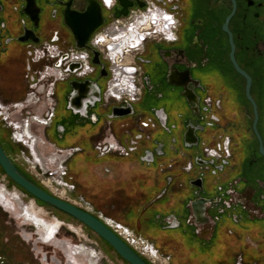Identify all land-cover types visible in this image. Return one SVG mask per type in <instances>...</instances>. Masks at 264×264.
Instances as JSON below:
<instances>
[{"label": "flooded vegetation", "instance_id": "1", "mask_svg": "<svg viewBox=\"0 0 264 264\" xmlns=\"http://www.w3.org/2000/svg\"><path fill=\"white\" fill-rule=\"evenodd\" d=\"M30 1L34 4L32 10L34 18L28 12ZM96 1L102 8L104 24L92 35L86 49L92 50V64L94 52L100 54V60L107 71L106 76L102 77V68L96 65V71L89 77L72 78L66 82H62L65 77L58 68L47 70L49 72L43 71L39 75L31 73L28 78L31 86L29 95L34 98L35 93L40 103L28 105L27 100L30 97H27L14 104H24L23 118L28 116L26 118L30 120L29 111L35 110V116H41L43 119L46 116V108L40 110L37 108L48 99L46 87L49 82H62L64 86L74 81L96 82L101 91V100L90 105L83 115L81 112L68 109L74 94L73 88L70 89V99L66 105L70 115L64 122H59L58 116L54 117L48 127L49 131L57 134V137L51 136L49 139L47 137L46 140L59 153L67 155L66 161L74 158L77 152L83 151L78 145L84 139L93 142L96 137H101L100 141L105 140L109 125L112 128L116 123L114 121L116 119H110L113 109L125 106L105 102L104 93L110 79V63L106 61L101 51L92 49L93 38L108 28L114 19H127L133 11L147 9L150 3L166 9L175 19L173 28L175 40L167 42L161 35H157L149 39L141 50L128 55L135 56L137 64L142 69L144 91L141 101L145 102L150 98L152 103L150 116L142 115V118L154 121L157 130L161 128L172 134L177 130L176 124L169 126L173 111L189 112L193 120H188L180 114L186 127L184 140L189 126L192 125L198 129L197 146L203 143L212 147L223 146L224 143L230 146L229 158L219 164L203 158L195 160L197 166L199 159L207 162L211 168L209 173L193 177L192 181L202 180V188H192L194 198L185 209L183 223L189 229H194V232L206 242H211L217 249L223 248L226 251V260L222 264H264V155L260 153V142L254 132L256 110L248 99V80L238 72L232 57L233 55L240 69L251 79L250 95L257 106L259 116L257 127L264 145V0H128L133 5L128 8V16L120 18L116 17V13L123 10L120 0H116L117 3L112 10H107L100 0ZM69 2L70 0H0V59L11 49L18 48L27 49L30 54L33 52L31 62L40 63L48 57V50L44 46L46 43L56 44L60 48H65L66 43H69L72 48L77 49L74 32L66 24ZM88 6V0H73L70 8L72 12L84 13ZM26 36H32L37 43L23 42L22 39ZM107 49L106 47L105 51ZM11 62L14 65L16 63L15 60ZM101 80L107 82L104 90L100 84ZM53 102L56 108L55 96ZM2 105L8 104H0V109L6 117L16 110L10 105L5 108ZM135 115L134 108L132 116ZM25 121H21V132L14 134V139L19 143L26 140L32 153L31 157L39 162L34 153L37 139L33 133L31 134V128L33 125L43 126L34 122L27 132L24 127ZM59 132L63 135L60 136ZM80 136H84L81 141L78 138ZM66 138H72L74 143L64 145L61 140ZM75 149L79 151H74ZM13 161L28 178L51 194V190L54 192L60 187L55 186L50 180L43 181L38 176L36 181L35 177L28 174L29 171L25 173L17 161ZM64 161L63 159L61 162L60 170L48 169L43 164L41 167L33 162H27V165H32V169L35 170L40 167L43 170H51L48 177L50 174L60 177ZM207 174L217 179L216 186L210 189ZM13 198L0 190V207L8 213L17 215L19 219L22 218L24 226L26 225L21 234L23 239L29 242L34 240L30 228L27 227L31 225L37 230L36 243L62 252L66 264H80L79 255L76 254L79 246H71L59 239L61 227H58L59 231L56 232L57 226L52 230L39 219L36 222L30 221L24 217L23 206L17 204ZM72 204L81 209L88 206L81 198L79 204L86 207L79 206L75 201ZM91 214L96 216L92 212ZM96 217L106 219L102 216ZM168 224L173 226L177 222L171 220ZM1 230L0 226V264H25L16 254L14 238ZM219 237H222L221 241ZM40 250L41 261L44 264H64L57 256L49 258L48 254ZM88 263L91 264L90 261Z\"/></svg>", "mask_w": 264, "mask_h": 264}, {"label": "crops", "instance_id": "2", "mask_svg": "<svg viewBox=\"0 0 264 264\" xmlns=\"http://www.w3.org/2000/svg\"><path fill=\"white\" fill-rule=\"evenodd\" d=\"M13 54L10 56L8 52L1 56V59L8 57V62L0 65V80L10 76L11 71L14 74L20 66V57ZM12 60L16 61L15 65L11 64ZM10 96L18 102L24 97V92ZM66 110L67 114L59 122H64L70 115ZM139 117L142 115L114 120L112 131L119 141L126 143L138 131ZM156 131L153 130V134ZM49 134L57 137L54 132L49 131ZM153 134L151 141L143 142L140 151L127 158L114 154L100 157L92 141L85 140L84 136L78 137L80 141L84 140L78 145L83 151L77 152L72 161L77 194L86 196L87 204L96 216L129 226L171 256L173 264H204L202 259L212 256L216 258L213 264H222L226 260V251L223 248L212 251L208 248L214 247L211 242H206L183 223L185 209L194 198L191 183L193 177H198L196 173H185L184 167L198 157L199 151L187 154L177 147V139L172 138L169 151L175 157H170L165 143L156 141L151 145ZM145 156L151 160L146 161ZM183 176L189 177L190 188L182 180ZM208 177L215 178L207 174L206 179ZM209 182L210 189L216 186L217 179ZM171 220L177 224L169 226L168 221Z\"/></svg>", "mask_w": 264, "mask_h": 264}, {"label": "rangeland", "instance_id": "3", "mask_svg": "<svg viewBox=\"0 0 264 264\" xmlns=\"http://www.w3.org/2000/svg\"><path fill=\"white\" fill-rule=\"evenodd\" d=\"M66 44L67 46H65L64 51H68L67 49L72 48L70 46L71 44L69 43ZM14 49H11L9 51L10 56L14 53L15 51ZM14 54L20 57V61H19L20 66L17 67L16 73L8 76L6 79L4 78L3 80H0V104L2 103L8 104L11 107H15L16 110H14L10 116L6 117L0 109V139L3 141L4 145L6 146V149L10 157L13 160L17 161L18 165L25 173L29 171L31 173L28 172V174H30L35 178L38 176L43 181L50 180L55 183L54 184L55 186L57 185L60 186L58 187V189L54 190V192L60 197V199L66 202L69 200L72 203H74L75 201L79 204L81 198L85 202H87L85 195L77 194V189H76L77 186L76 184H74V170H73L74 162H72L74 158L66 161L65 158L67 155L65 153H59L57 149H55L53 146L48 144L46 140L47 137L48 139L51 138L49 136L50 127H44V126L40 127L39 125H33V127L31 128L32 131L31 134L33 133L37 139V143L35 145L36 149L34 153L36 154L37 160L39 162H37L36 159L33 160V157H31L32 153H30L28 142L26 140L19 143L14 139V134H20L21 132V121L23 120L25 121L27 119L26 117L28 116L23 118L24 117L23 109L25 106L22 105L16 106L10 94L12 95L16 92H24V97L21 99V101H23L28 97L30 93L29 88L31 86H30V82L28 81L30 74L34 73L39 75L43 71L49 72L50 70H55L54 67L56 66L55 59H49V60L46 59L37 64L32 63L31 60L33 59V52L32 54H30L27 51V49L26 50L17 49ZM7 60L8 57L6 59L4 57V60L0 59V65H3L5 62L7 63L8 62ZM2 77H4V75ZM72 78L73 77H68L67 80L66 79L65 80L71 81ZM66 81H62V82H66ZM62 82L56 83L55 87H53V92H54L53 98L55 96V101H57L55 102V104H57V107L55 108L54 114L55 117L58 116V120H61V118H63L64 115L67 114L66 105L68 99H70V95H69L70 89H72L70 84L63 87L64 84H62ZM52 83L53 82L48 83L46 90L48 87L50 88ZM100 84L102 89L104 90L106 88L107 82L106 80H101ZM150 100L151 99L148 98L145 102L138 103L134 106L136 115L138 116L143 115L146 117L150 116V109L152 107V103L150 102ZM8 105H2V106L5 108V106L9 107ZM33 111L35 110L29 111L30 112L29 117L35 116V112ZM180 114L185 116L186 119L188 120H193V116L191 115V113L189 112L187 113L181 110H174L169 126H172V124H176L177 130H174L172 134H168L163 129L159 128L153 134V142L151 143V145H153V143L156 141L165 143L168 147V153L170 157H175V155L169 151V145L171 143L172 138L174 137L177 139V147L180 150H183L187 154H196V152H198L201 147L199 145L193 147L192 149L185 148L184 133L186 127H185V123L183 125L184 120L183 118L182 119L180 118ZM59 135L62 136L63 134L59 132ZM100 140L101 137H96V139L92 142L93 145L100 142ZM61 141L64 143V145L67 146L71 145V143H74L72 138H68V139L66 138ZM63 159L65 160L64 169L65 172L67 173V175L64 177L60 178L57 175H51V174L48 177L47 175H49L48 173L51 170H43L41 168L43 164L48 169L60 170V165ZM27 162L28 163L33 162L34 164L36 163L41 167L36 170L32 169V165L31 166L27 165ZM32 174H35L36 176ZM43 175H46V177ZM37 178L35 179L36 181H38ZM182 180L184 181L185 184H187L188 188H190L191 181L189 177L183 176ZM211 180H215V178L208 177L207 178L208 185L210 183L209 181ZM0 190H3L5 194L10 196V198L14 197L13 199L15 200V202L23 206L24 217L29 218L30 221L34 220L36 222V220L39 219L40 221L45 223L49 227V229L52 230L55 228V226H57L56 232L59 231L58 227H61L58 235L59 239L68 242L71 246L72 245H74V247L79 246V251L76 254L79 255L78 262L80 264H89L88 261L92 262V264H129L123 258H121L108 243L102 240L93 231H91L90 229H88L78 221L72 219L71 217L33 198L26 191H24L19 186H17L10 178L7 177L1 166H0ZM79 206L81 205L79 204ZM83 209L91 212V207L87 206L86 208ZM21 219H19L17 215L8 213L0 207V226L2 229L1 231H3L4 233H8L10 236L14 238V245L17 251L16 254L20 256L22 262L24 261L25 264H44L41 261L42 255L39 254V249H41L40 251H44L46 254H48L49 258H51L52 256H57L59 259H61L64 262V264L67 263V261L64 258V254L62 252L60 253L59 250H55V248L49 247L47 245H43L41 243H36L38 235H37V230L33 226L30 225L27 227L30 228L35 241L33 240L32 242H29L23 239L22 237L23 235L21 234L23 233L24 228H26L25 227L26 225L24 226V221ZM18 234H20L21 236H19ZM208 248H210L212 251L217 250L216 246L214 247L210 246ZM160 252L161 255H163L164 257L162 258L166 259L168 264H173L171 256L164 254L162 251ZM215 260L216 258L212 256L210 258H203L202 262L204 264H213Z\"/></svg>", "mask_w": 264, "mask_h": 264}, {"label": "built area", "instance_id": "4", "mask_svg": "<svg viewBox=\"0 0 264 264\" xmlns=\"http://www.w3.org/2000/svg\"><path fill=\"white\" fill-rule=\"evenodd\" d=\"M100 2L107 10H112L117 3L116 0H100ZM157 17H159L160 20L157 21ZM155 21L158 22V25L163 24L164 29L161 34L158 33L159 29ZM174 23L175 19L171 13L164 8L150 3L147 6V9L143 11H133L127 19H114L108 28L94 36L92 41L94 46H91L92 49L101 51L106 61L110 63V79L104 93L106 103L110 101L128 107L135 106L141 101L144 91L142 69L137 64L135 56L131 57L128 55L134 51L141 50L143 45L149 39H153L157 35H161V37L167 42L174 41ZM133 25L136 30V37H133V39L134 41L139 40L140 43L139 45L132 46L131 48H124L122 47V43L124 42L123 38H129V35L132 33L131 27ZM149 25H151L150 28H148ZM147 28L150 30L144 31V29ZM139 30H142V32H139ZM44 46L48 50L47 59H55L56 66L54 69L58 68L63 72L65 77L64 81H66L68 77L85 79L96 71L95 65L92 64L91 49L78 50L71 48L67 49L68 51H64L65 48H60L56 44L46 43ZM106 47L108 48L107 51H105ZM65 56H67V59L64 60ZM73 64H78L80 66V68L74 73L69 71V67ZM55 84L56 83H52L50 88H47L46 93L48 99L43 101V103H41L37 108L38 110L46 108V116L43 117V119H41V116L38 115L30 117L44 127H48L55 117V107L53 102V87H55ZM33 95L34 98L30 97L31 94L28 95V97H30L27 100L28 105L32 103H40V99L36 97V94L34 93ZM19 105L23 106V104H17L16 106ZM27 120L28 118L26 121ZM137 123L139 126L138 131L130 136L126 143H122L117 139L111 126L109 125L108 135L105 140L94 145L97 154L100 157L114 154L119 157L127 158L139 152L143 142L151 141L153 130L156 129V124L151 119L145 120L142 117L138 118ZM123 127H125V125ZM74 151L79 150L75 149ZM229 156L230 146L227 143H224L223 146L218 145L214 147L203 143L200 147L197 158H203L204 160L219 164L222 161L227 160ZM146 158L149 159L148 157ZM197 158H194L185 165L184 172L190 174L194 171L198 174V177H201L205 173H209L211 167L208 164L204 166H197L195 164V160ZM63 164L65 167V161L62 163V166ZM169 168H172V165ZM66 175L67 173L65 172V169L62 167L60 178ZM111 222L112 223L110 225L118 231L119 236L123 239V241L134 249L137 254L141 257L147 258L154 264H162L158 257H163V255H161L160 250L157 249L153 243L144 238L142 235L136 233L130 227L123 224H117L113 220Z\"/></svg>", "mask_w": 264, "mask_h": 264}, {"label": "water", "instance_id": "5", "mask_svg": "<svg viewBox=\"0 0 264 264\" xmlns=\"http://www.w3.org/2000/svg\"><path fill=\"white\" fill-rule=\"evenodd\" d=\"M73 0L67 4L68 9L66 11V24L68 27L74 32V36L76 39V47L79 50L86 49L89 40L92 35L104 24V18L102 13V8L100 4L96 0H88L89 6L84 13L72 12L71 11V3ZM123 10L121 12L116 13V17L120 18L122 16H128V8L133 4L128 0H120ZM34 4L30 1L28 12L34 18L33 13ZM33 35V33H32ZM23 42L27 41H37L34 40L32 36H26L22 39ZM233 62L240 74L248 80V99L252 103L255 108V122H254V132L259 139L260 142V153L264 155V145L262 138L258 131V112L255 101L250 95L251 88V79L250 77L238 66L236 63L234 56ZM67 59V56L64 57V60ZM93 64L96 66H100L102 68L101 74L102 77L106 76V68L105 65L102 64L100 60V54L98 52H94ZM80 66L78 64H73L69 67V71L74 73L76 72ZM70 86L74 90L73 97L70 99L68 109L75 110L81 112L83 115L87 112L90 105H94L96 102L101 100V91L96 86V82L86 81L83 83L80 82H71ZM78 108V109H77ZM134 115L133 106L123 107V108H114L113 114L110 116V119L124 118ZM198 129L194 126H189L188 132L185 135V147L191 149L198 145V138L196 136V131ZM147 161L149 159L146 158ZM151 160V159H150ZM199 165H206L207 162L202 160H197ZM0 166L7 175L17 186L26 191L33 198L39 200L45 205L71 217L72 219L78 221L95 234H97L102 240L108 243L117 254L123 258L129 264H150L145 259H143L139 254H137L127 243H125L118 235H116L109 227L104 224L99 218L92 215L91 213L72 205L68 202H65L44 189L38 186L35 182H33L30 178H28L14 163V161L10 158V156L5 151L2 143L0 142ZM192 186L202 188V180L199 179L197 181H193Z\"/></svg>", "mask_w": 264, "mask_h": 264}, {"label": "bare ground", "instance_id": "6", "mask_svg": "<svg viewBox=\"0 0 264 264\" xmlns=\"http://www.w3.org/2000/svg\"><path fill=\"white\" fill-rule=\"evenodd\" d=\"M158 20H160V18L159 17H157V21ZM157 21H155L156 22V24H157V26H158V33L159 34H161L162 33V31H163V29H164V27H163V24H161V25H158V22ZM138 25V24H137ZM150 26L151 25H149L148 26V28H150ZM135 26L133 25L131 28H132V33L129 35V38H123L124 39V42L122 43V47H124V48H131L132 46H137V45H139V43H140V41L138 40H136V41H134V39H133V37H136V35H135V33H136V30H135V28H134ZM144 29V31H149L150 29ZM104 31V30H103ZM139 32H142V30H139ZM132 39V40H131ZM93 46H94V44H93ZM34 122H37V121H35L34 119H30V120H27V121H25V124H24V127H25V130L28 132V130H29V127H30V125L32 124V123H34ZM37 123H39V122H37ZM47 187H49L48 185H46ZM43 189V188H42ZM51 190V189H50ZM46 191V190H45ZM48 192V191H47ZM51 192H52V194L50 193V192H48V193H50L51 195H53V196H55V197H57V198H59L60 199V197L55 193V192H53L52 190H51ZM62 200V199H61ZM64 201V200H63ZM66 202V201H65ZM68 203H70V204H72V202L71 201H67ZM72 205H74V204H72ZM89 213H91L90 211H89ZM99 219L100 220H102L103 222H104V224H106V226L107 227H109L116 235H118L119 236V233H118V231L114 228V227H112L110 224L112 223L111 221V219H103V218H101V217H99ZM117 223V222H116ZM117 224H120V223H117ZM120 237V236H119ZM121 238V237H120ZM122 239V238H121ZM123 240V239H122ZM134 250V249H133ZM143 259H145L147 262H149L150 264L152 263V264H154L152 261H149L147 258H145V257H142ZM158 259L162 262V264H168L167 263V260H164L162 257H158ZM91 264H92V262H91Z\"/></svg>", "mask_w": 264, "mask_h": 264}, {"label": "trees", "instance_id": "7", "mask_svg": "<svg viewBox=\"0 0 264 264\" xmlns=\"http://www.w3.org/2000/svg\"><path fill=\"white\" fill-rule=\"evenodd\" d=\"M0 142L2 143V145H3L4 149H5V151L7 152V154L9 155V153H8V151H7V149H6V146L4 145V143L2 142L1 139H0Z\"/></svg>", "mask_w": 264, "mask_h": 264}]
</instances>
